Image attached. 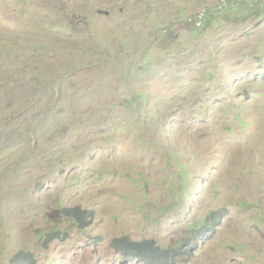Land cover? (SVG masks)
Listing matches in <instances>:
<instances>
[{
  "label": "rangeland",
  "instance_id": "374dc122",
  "mask_svg": "<svg viewBox=\"0 0 264 264\" xmlns=\"http://www.w3.org/2000/svg\"><path fill=\"white\" fill-rule=\"evenodd\" d=\"M232 1L0 0V264H264V0Z\"/></svg>",
  "mask_w": 264,
  "mask_h": 264
},
{
  "label": "trees",
  "instance_id": "16d2710c",
  "mask_svg": "<svg viewBox=\"0 0 264 264\" xmlns=\"http://www.w3.org/2000/svg\"><path fill=\"white\" fill-rule=\"evenodd\" d=\"M243 4V2H241ZM240 0H237L236 2H233L228 4L226 8L228 9H235V8H240L241 7ZM246 4H243V8H245ZM209 13V19L213 17L214 13L213 11L208 12ZM64 216L66 218H72L74 221L81 227L85 228V226L89 223L90 219L92 218V214L83 212L80 209H74V210H64ZM214 212V215L217 216V214ZM213 215V214H212ZM215 217L211 221L213 223H216ZM197 227V226H196ZM200 228V229H199ZM199 231L201 234H204V227L199 223L198 228L196 231ZM50 231V230H49ZM50 233V239H52V235H60L61 230L59 225L55 224L53 227H51V232ZM199 237V235H197ZM41 238V236H40ZM189 242L190 239H187ZM46 242V241H45ZM113 247L114 249L119 252L121 255L126 254L127 258L128 256H133L138 259V261H143L148 264H163V263H169L170 260H172L174 255L180 256L182 255L183 251H186L188 253V250L190 247L188 246V243H181L176 248H173L171 252L164 251L163 253H160V248L156 246V243L152 241H143V242H135L130 240L127 236H124L122 238H116L113 242ZM186 247V249H185ZM184 249V250H183ZM182 251V252H181ZM180 252V254H179ZM162 256V258H161ZM24 259V260H22ZM162 259V260H161ZM13 264H27V263H33L36 264L35 262V257L32 253L30 252H21L19 253L13 260Z\"/></svg>",
  "mask_w": 264,
  "mask_h": 264
},
{
  "label": "clouds",
  "instance_id": "9594fccd",
  "mask_svg": "<svg viewBox=\"0 0 264 264\" xmlns=\"http://www.w3.org/2000/svg\"><path fill=\"white\" fill-rule=\"evenodd\" d=\"M198 228V225H197V227L195 228V229H197ZM200 229V228H199ZM27 264H33V263H27Z\"/></svg>",
  "mask_w": 264,
  "mask_h": 264
}]
</instances>
